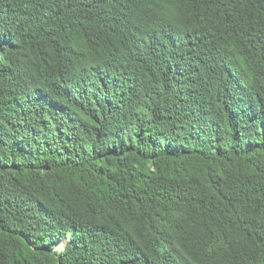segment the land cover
<instances>
[{"label":"trees","instance_id":"1","mask_svg":"<svg viewBox=\"0 0 264 264\" xmlns=\"http://www.w3.org/2000/svg\"><path fill=\"white\" fill-rule=\"evenodd\" d=\"M0 264H264V0H0Z\"/></svg>","mask_w":264,"mask_h":264},{"label":"rangeland","instance_id":"2","mask_svg":"<svg viewBox=\"0 0 264 264\" xmlns=\"http://www.w3.org/2000/svg\"><path fill=\"white\" fill-rule=\"evenodd\" d=\"M58 248H61L60 246Z\"/></svg>","mask_w":264,"mask_h":264}]
</instances>
